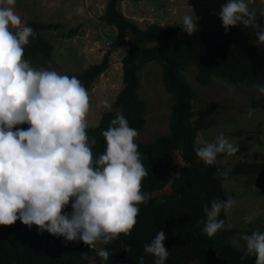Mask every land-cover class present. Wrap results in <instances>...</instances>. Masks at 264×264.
Wrapping results in <instances>:
<instances>
[{"label":"trees","instance_id":"1","mask_svg":"<svg viewBox=\"0 0 264 264\" xmlns=\"http://www.w3.org/2000/svg\"><path fill=\"white\" fill-rule=\"evenodd\" d=\"M122 0H106L99 19L114 27L110 46L101 59L80 71L59 74L77 77L89 91L98 76L110 66V55L114 49L126 46L120 59L122 86L113 100L112 110H104L87 134L92 144L94 157L105 150L102 132L110 126L116 114H122L130 127L138 132L145 124L146 103L139 96L142 69L157 62L161 67V81L170 97L169 131L155 136L150 141H135L141 161L148 171L142 181V192L150 199L138 205L140 211L131 235H121L100 249L110 252L109 260L97 255L98 250L82 241H66L62 236H53L47 231L38 234L37 226L31 228L17 220L11 226H0V264H154V257L144 253V245L154 239L157 231L166 234L164 241L169 256L165 264H255L254 256H244L231 242L234 228L218 231L209 238L202 233L205 206L210 207L214 199L227 200L223 188L224 176L216 160L205 165L197 156L194 147L196 132L215 124L212 116H198L195 107L196 91L184 77L188 65L196 66L195 79L199 84H208L213 77H226L238 84L264 85V43L257 38V30L242 24L222 26L219 15L205 24L196 25L197 31L188 35L181 26H162L151 22L144 28L128 18L120 9ZM264 8L256 12L255 23L264 29ZM33 28L35 37L24 47V59L38 70H53V44L42 32L61 27L59 23L43 22L39 19L21 20ZM77 27L66 36L76 33ZM144 71V72H145ZM250 106L264 111V95L251 99ZM27 129L29 125H18ZM15 130V129H14ZM243 129L232 135H243ZM240 150L236 154L239 153ZM234 154V155H236ZM227 154L221 153L217 157ZM246 177L245 186L264 184V160L235 161L227 171L226 178ZM259 187V186H257ZM71 212V206L64 209ZM225 225L227 215L220 214ZM259 229H247L244 235ZM124 248L129 250L126 252Z\"/></svg>","mask_w":264,"mask_h":264},{"label":"clouds","instance_id":"2","mask_svg":"<svg viewBox=\"0 0 264 264\" xmlns=\"http://www.w3.org/2000/svg\"><path fill=\"white\" fill-rule=\"evenodd\" d=\"M250 2V0H249ZM16 0H0V226L17 220L38 234L47 231L66 241H82L88 246L97 242L108 245L121 235H131L137 223L140 204L150 199L142 192L148 175L141 161L135 138L138 131L129 126L120 113L102 132L105 150L94 157L87 134L90 96L75 76L54 70L37 69L25 60L24 47L35 37L32 27L22 23L14 11ZM222 26L242 24L256 29L264 43V29L256 21L245 0H228L218 13ZM264 15V13H262ZM194 15L182 19L183 31H197ZM264 95V85H257ZM235 87L229 86V92ZM106 111L112 104L101 101ZM254 110L248 112L249 118ZM27 124L25 130L18 125ZM15 129V130H14ZM220 133L214 142L194 147L196 156L213 165L217 156L238 152ZM71 212H65L67 206ZM236 201L214 199L205 206L202 233L209 238L218 231L230 230L220 214H227ZM166 234L157 231L144 245V253L154 257V264H165L169 251L164 246ZM244 257L254 256L255 264H264V233L240 237ZM127 252L129 249L124 248ZM97 255L109 260L110 252L100 249ZM139 264L144 257L140 256Z\"/></svg>","mask_w":264,"mask_h":264},{"label":"rangeland","instance_id":"3","mask_svg":"<svg viewBox=\"0 0 264 264\" xmlns=\"http://www.w3.org/2000/svg\"><path fill=\"white\" fill-rule=\"evenodd\" d=\"M106 0H16L14 11L21 20L39 19L43 22L61 24V27L43 31L53 44L52 59L56 72L80 71L89 64L99 61L110 46L115 33L112 25L99 19ZM228 0H122L120 9L125 16L144 28L151 22L162 26H181L185 15L199 18L196 25L205 24L218 16L220 8ZM249 10L259 12L264 8V0H245ZM0 6H6L0 4ZM77 27L72 36L67 32ZM126 46L114 49L110 55V66L93 83L88 91L90 96L89 126L97 124L105 110L101 101L113 102L122 86L120 59ZM140 71L141 83L139 96L146 103L145 124L138 132L135 141H150L155 136L167 133L170 115V97L165 92L161 81V67L154 62ZM184 77L196 91L195 107L198 116H212L215 124L196 132L195 140L199 143L214 142L223 133L234 145H239V153L217 157L220 174L224 176L223 188L226 195L235 200V206L226 214L227 221L234 228L231 237L233 245L244 249L240 239L243 231L259 229L264 226V184L257 187L252 183L245 186L246 177L226 178L231 165L238 160H264V111L250 106L253 98L260 96L257 85L238 84L226 77H213L208 84H199L196 79V66L188 65ZM229 86L235 91L229 92ZM254 110L249 118V110ZM243 129L241 136L232 135L237 129ZM100 242L94 249L98 250ZM191 264H196L193 261Z\"/></svg>","mask_w":264,"mask_h":264}]
</instances>
